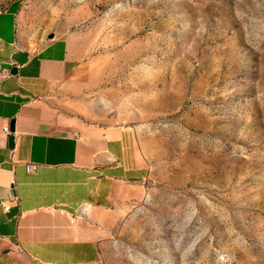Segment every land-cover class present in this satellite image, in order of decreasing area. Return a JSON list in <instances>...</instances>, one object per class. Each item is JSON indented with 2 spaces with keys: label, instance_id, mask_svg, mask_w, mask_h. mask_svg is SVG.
<instances>
[{
  "label": "rangeland",
  "instance_id": "obj_1",
  "mask_svg": "<svg viewBox=\"0 0 264 264\" xmlns=\"http://www.w3.org/2000/svg\"><path fill=\"white\" fill-rule=\"evenodd\" d=\"M10 6L27 47L62 48L53 103L124 128L147 170L116 184L91 264H264V0Z\"/></svg>",
  "mask_w": 264,
  "mask_h": 264
},
{
  "label": "crops",
  "instance_id": "obj_2",
  "mask_svg": "<svg viewBox=\"0 0 264 264\" xmlns=\"http://www.w3.org/2000/svg\"><path fill=\"white\" fill-rule=\"evenodd\" d=\"M61 49L27 47L11 6L0 11V264L14 252L37 264L97 262L95 222L116 184L147 176L124 128L64 114L53 103V89L66 83ZM12 119L9 148L2 128Z\"/></svg>",
  "mask_w": 264,
  "mask_h": 264
},
{
  "label": "water",
  "instance_id": "obj_3",
  "mask_svg": "<svg viewBox=\"0 0 264 264\" xmlns=\"http://www.w3.org/2000/svg\"><path fill=\"white\" fill-rule=\"evenodd\" d=\"M11 74H16L17 73V68L15 66H13L10 70ZM9 131L10 134L7 137V145L9 148H12L14 145V136H13V132H14V120L12 119L9 122Z\"/></svg>",
  "mask_w": 264,
  "mask_h": 264
},
{
  "label": "built area",
  "instance_id": "obj_4",
  "mask_svg": "<svg viewBox=\"0 0 264 264\" xmlns=\"http://www.w3.org/2000/svg\"><path fill=\"white\" fill-rule=\"evenodd\" d=\"M7 75H8V71H4V73L2 74V76H7ZM2 131H3L4 135H5V138L7 139L8 135L10 134V131H9V125H8V124H5V125L3 126V128H2ZM35 168H36V165L33 164V163H28V164L26 165V169H27L28 171H34Z\"/></svg>",
  "mask_w": 264,
  "mask_h": 264
}]
</instances>
